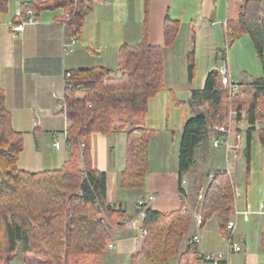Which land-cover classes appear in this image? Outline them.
<instances>
[{
	"label": "crops",
	"instance_id": "obj_1",
	"mask_svg": "<svg viewBox=\"0 0 264 264\" xmlns=\"http://www.w3.org/2000/svg\"><path fill=\"white\" fill-rule=\"evenodd\" d=\"M30 1L33 0H9L8 11L1 16L0 83L6 94L14 128L21 133L33 134L36 141L37 155L33 159H26L22 166L21 157L18 162L20 169L32 172L59 169L69 158V142L65 139L69 124L61 104L67 83L66 72L102 67L118 75L121 73L118 70L120 47L123 44L139 43L146 37L150 44L163 47L164 64L165 59L172 55L179 57L185 62L183 67L186 75L183 76L193 82L201 75V83L205 84L208 74L218 70L223 57L232 61L230 69L233 75L236 77L241 74V77L243 72L236 70V64L232 66V50L235 53L238 51L241 57L246 47L250 49L252 46L253 53L255 51L258 54L257 44L264 45V0H148V6L146 0H95L86 13L80 35L75 38L69 35L67 14L70 12L64 7L43 10L37 15V24L27 25L23 31L14 32L12 22L15 21L17 11ZM146 10L148 22L145 35ZM167 16L179 21L177 37L170 46L164 45V23ZM231 30L237 32L238 36L231 42L229 50H225V44L229 43L227 35H231ZM72 39L76 40L75 44H71ZM190 55L195 61L192 78L187 71ZM199 68H203V71ZM243 70L251 73L247 68ZM164 75L167 81L169 74L165 73V69ZM256 76L264 77L263 73ZM203 87H191L188 99L194 90ZM168 89L170 91H163L164 94L165 91L169 92L168 101L183 107L179 120H170L169 116L165 121H156V115L151 114L152 101L155 100L152 97L148 112L139 119H128L127 128L117 126L107 135L97 132L91 134L92 166L106 172L107 200L123 211L119 222L112 229L114 236L110 243L114 247L105 251L103 264H132L133 260L138 264L143 260L140 254V223L136 220L139 198L152 194L155 199L149 208L158 212H171L180 209L183 204L187 205L183 197L186 195L202 216L203 200L199 201L198 195L205 192L217 171H223L219 166L223 160L228 175L235 184L240 183L243 172L247 170L245 148L248 129H252L248 169L252 172V179L244 185L237 207L248 209L251 213L248 219L243 215L237 216L234 242L242 245V250L232 254L230 263L264 264V197H258V191L264 193L262 184L258 185L255 192L249 193V185L257 176L253 166L252 142L258 124L252 126L245 123L241 151L232 154L228 163L224 148H211L206 157L201 159L202 162H208L206 173H203L206 179L203 184L201 178L189 176L185 179L184 172L181 182L183 125L190 115L186 114L185 103L177 98L175 89ZM162 100H165L164 97ZM173 109L177 110L178 107L173 105ZM167 110L171 111L169 104ZM38 115L41 117L40 122L31 125L33 117ZM123 120L120 121L121 125L127 119L123 117ZM42 126L46 128L45 132L36 134ZM137 126L155 130L149 147V172L143 189H125L120 186V177L126 167L127 129ZM57 131L62 132L63 142L56 137L54 132ZM262 133L261 137L264 138ZM56 142H59L58 147L55 146ZM215 165V169L210 168ZM259 170L261 172L258 174L262 176L264 163L259 166ZM197 232L201 237V250L221 251L226 248L225 233L219 229L216 215L203 220L200 228L193 219L187 239L192 240ZM195 264H209L199 257L198 248Z\"/></svg>",
	"mask_w": 264,
	"mask_h": 264
},
{
	"label": "trees",
	"instance_id": "obj_2",
	"mask_svg": "<svg viewBox=\"0 0 264 264\" xmlns=\"http://www.w3.org/2000/svg\"><path fill=\"white\" fill-rule=\"evenodd\" d=\"M94 1L83 0L75 7L72 0H33L22 8L30 7L36 15L51 8L68 9L72 14L68 32L75 38L80 35ZM8 8L9 0H0V23ZM146 15L145 35L147 10ZM178 30L179 21L167 16L165 46L175 41ZM230 34L234 40L238 36L234 30ZM257 51L264 65L262 43L257 44ZM118 66L119 77H114L113 70L102 67L72 73L64 97L69 158L55 170L32 172L18 167L25 148L24 137L14 128L0 83V264H10L17 255L23 256L24 264H103V254L111 241L107 220L115 222L123 211L107 200L106 172L92 166L91 134L111 133L116 128L118 113L141 118L148 112L149 100L165 89L163 47L150 44L146 37L136 44H123ZM194 70L195 61L190 55L191 78ZM189 105L191 114L183 125L180 148L181 182L182 173L191 166L194 156L198 153L205 158L211 150L210 127L214 122L228 123L231 105L246 112L249 125L264 124V77L253 78L245 73L239 92L230 97L222 87L219 71H211L203 89L192 92ZM120 126L127 128L126 122ZM251 130H247L245 148L247 170ZM154 135L155 130L147 127L127 129L126 167L120 177L122 188L145 187L150 141ZM233 194L231 177L220 170L211 177L204 192L202 218L216 215L222 233H226L233 215ZM192 220L184 204L171 212L148 208L143 221L147 234L140 251L145 264H171V259L178 255V264H193L197 246L186 238ZM185 241L186 248L181 251ZM132 264H136L135 260Z\"/></svg>",
	"mask_w": 264,
	"mask_h": 264
},
{
	"label": "rangeland",
	"instance_id": "obj_3",
	"mask_svg": "<svg viewBox=\"0 0 264 264\" xmlns=\"http://www.w3.org/2000/svg\"><path fill=\"white\" fill-rule=\"evenodd\" d=\"M71 17H72V15L68 18L70 19ZM227 37H229V43L227 42L225 44V47H224L225 50H229L230 44H232L231 42L234 40V38L231 35H229V36L227 35ZM237 43H240V42H237ZM253 49L254 48L252 46L250 47V49H247V47H246L245 52L242 53L243 55L241 57H240V55H238V51H237V53H235V50H232V60L234 62V63H232V66H234L236 64V70L238 72L239 71L243 72L241 77L239 76L241 74H239L238 76L235 77L232 73L233 78L235 80H238L239 82H241L243 75L245 73H247L249 76H251L253 78H259L256 76L257 74L263 73V75H264L263 61L258 56V54L255 53V51L253 53ZM229 54H230V51H229ZM180 55H181V53H179V56ZM228 62H229V59H228ZM231 62L232 61L230 60L229 66H230ZM184 64H185V62H183V60L181 58L175 57L174 55L167 58V60L165 59V64H164L165 73L169 74V78L168 79L166 78V80L168 82L165 81V89H167L168 91H170L168 89L169 87H172L173 89H175V94H177V98L185 103L186 114L190 115L191 109H190V105H189V101H188L189 100L188 99V93L190 91L189 89L191 87L199 89L204 84L201 83V75H198L197 78H195V80L193 82H190V80L186 79V77L183 76V74L186 75V69H185V67H183ZM243 68L249 69L251 71V73H254L256 75L255 76L251 75V73H249V71L243 70ZM199 69L201 72L203 71V68H199ZM187 71H188V67H187ZM119 76H120V74H118V75L114 74V77H119ZM164 90H162L161 92H159L158 94L153 96V97H155L154 98L155 100L152 101V103H154V104L152 105V108H151V114L154 113L156 115V121H165L169 116H170V120H172V118H173L174 121H177L180 119V117L183 113V107L181 106V104L179 106H176L175 104L172 103V101H168V97H169L168 93L169 92L165 91V94H164V92H163ZM160 93H162L161 96L159 95ZM64 97H65V94H64ZM64 97H63L62 103H61L62 106L64 105V101H65ZM163 97L165 100H162ZM156 101H157V103H156ZM160 101H161V103H160ZM168 104L170 106L171 111L167 110ZM173 105L175 107H178V109L174 110ZM63 110H64V108H63ZM123 117H125L127 119V120H125L126 123H127L128 119H139V118H132L131 116H128V115L123 114V113H118V117H117V121L115 123V127H117V126L119 127V125L121 123L120 121L123 120ZM33 118H34V120L31 121V125H34V124L37 125L41 120V117H39V115L34 116ZM34 122H36V123H34ZM262 129L264 130V124H258V129H257V132L254 134V138H253V142H252V155L254 158V165L253 166H254V170H256L257 176H256L254 182L253 183L251 182V184L249 185V193L255 192V190L259 184H262L263 189H264V174L262 176H259V174H258L261 172V170H259V166L263 165V163H264V139H262L261 132H260V130L263 132ZM45 130H46V128L44 126H42V127H40L38 132H36V134L44 133ZM54 133L56 134V137L58 138V140L63 142L62 132L57 131ZM66 133H67V130H66ZM22 134L24 137L25 148H24L23 153L21 154L20 166L23 165V163L26 159H33L37 155V153H36V141L34 139L33 134H29L28 132H23ZM244 142H245V140H244ZM98 145H100V142L98 143ZM201 159H204V158H201L198 153L194 156V160H193L191 166L184 173L185 179H187V177H189V176L193 177L194 179H200L201 178V180L203 179L201 184H203L204 180H206L205 174L203 176V173L206 170L205 168H206V165L208 162H202ZM219 166L222 167L223 172L224 171L227 172V169H226L227 166H226V163L224 160H223V163L219 164ZM210 168L215 169L216 165H215V167L211 166ZM250 178L252 179V172L250 173L248 170H246L243 172V178H241L239 180L240 183H238V182L236 183V186L242 190V193H243L244 185H246L248 182L251 181ZM231 181H232V186H233V183L235 181L233 180L232 177H231ZM258 195H259L258 197L261 199L264 197L263 192L260 193L258 191ZM253 196L256 197L255 194ZM237 203H238V200H237ZM238 205L240 206L241 202H239ZM239 209H241V208H239ZM118 222H119V219H117L115 222H112V224H113L112 226H114ZM192 224H193V220H192ZM108 228H109L110 233H111V240H113V236H114L113 232L114 231L110 227H108ZM140 234H141V231H140ZM142 239L143 238H141V240ZM187 242H190L189 239H187ZM187 242L185 241L182 244L181 251L185 250ZM110 248L111 247L108 246L107 250H109ZM221 251H223V250H221ZM206 252H217V251H206ZM179 257L180 256L178 255L175 258L171 259V264H178ZM10 264H24L23 263V256L17 255L16 258ZM138 264H145L144 258H143V260H140ZM193 264H195V261H193Z\"/></svg>",
	"mask_w": 264,
	"mask_h": 264
},
{
	"label": "built area",
	"instance_id": "obj_4",
	"mask_svg": "<svg viewBox=\"0 0 264 264\" xmlns=\"http://www.w3.org/2000/svg\"><path fill=\"white\" fill-rule=\"evenodd\" d=\"M75 7L83 2V0H72ZM72 14H67V17H70ZM38 17L35 11L30 8H21L17 11L15 21L12 22V30L14 32L23 31L25 26L37 24ZM76 40L72 39L71 44H75ZM218 71L221 76L222 87L225 89L230 97H234L240 88V83L238 80L233 78L228 60L226 57H223L222 64L219 66ZM72 73L66 72L65 79L67 84L71 81ZM65 99V98H64ZM66 101H64L63 108L66 109ZM66 118V114H65ZM67 121V118H66ZM246 123V112L243 109H237L234 106H230L228 113V123L227 124H218L213 123L210 127L209 140L214 148H224L225 158L228 163V160L231 158L232 154L235 152L241 151L242 141H243V130ZM65 139L67 140V133L65 132ZM68 141V140H67ZM55 146H59V142L55 143ZM184 192V188H182ZM233 205L234 211L232 218L229 219L227 223L226 233L224 238L227 242L226 248L223 251L217 252H206L200 249L201 237L199 232H197L193 238L192 242L198 248L199 257L209 264H231L230 258L235 252L242 250V245L237 242H234V232L237 225V216L243 215L245 219H248L249 214L251 213L248 209H239L237 207V200L243 195L242 190L233 183ZM185 198L187 210L192 214V217L196 225L200 228L203 223V218L200 215V211L197 207L193 206L186 195H183ZM155 199V196L152 194L147 195L146 197H141L137 201L138 212L136 215V220L140 223V237L143 238L147 231L143 226V221L145 218L146 210L150 207L151 203ZM204 199V193H199L198 200L202 201ZM107 225L113 229V224L107 220ZM109 247H114L112 243L109 244Z\"/></svg>",
	"mask_w": 264,
	"mask_h": 264
}]
</instances>
